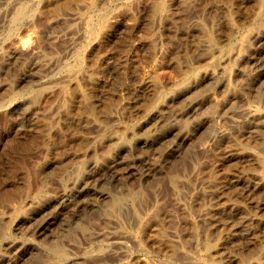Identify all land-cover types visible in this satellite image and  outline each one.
Wrapping results in <instances>:
<instances>
[{
  "label": "rangeland",
  "instance_id": "obj_1",
  "mask_svg": "<svg viewBox=\"0 0 264 264\" xmlns=\"http://www.w3.org/2000/svg\"><path fill=\"white\" fill-rule=\"evenodd\" d=\"M263 1L0 0V253L17 238L40 264H264V74L259 88L239 83L247 91L213 111L184 114L234 63L249 68L238 55L256 35L264 44ZM256 94L257 114L243 116ZM179 123L175 172L136 199L146 208L128 236L103 213L79 220L76 245L60 221L41 236L30 223L12 231L20 210L60 197L73 168L116 137ZM149 150L142 166L164 159Z\"/></svg>",
  "mask_w": 264,
  "mask_h": 264
},
{
  "label": "bare ground",
  "instance_id": "obj_2",
  "mask_svg": "<svg viewBox=\"0 0 264 264\" xmlns=\"http://www.w3.org/2000/svg\"><path fill=\"white\" fill-rule=\"evenodd\" d=\"M263 3H264V1H263ZM261 28H262V30L261 31L258 30V31L261 33L260 35L262 37H264V26ZM259 40H260L259 36L256 35L254 37V40L252 43L250 42V43H247L246 45L244 44L245 47H241L242 49L240 51V55H238V57L240 56V60L245 59L249 62V64H248L249 68L246 69V67H245V70H242V69H244V67L240 69L238 67V65L234 63L233 66H231L230 69H228L229 71H227V72L225 71L226 73L223 75V77L220 80H216L217 81V83H215L216 89L214 88V90H210V88H209V90H207L208 86H207V88L205 87L206 88L205 89V98L203 96L204 100L202 102H197L194 100V101H191L190 104H188L189 105L188 107L186 106L187 108L185 109V112H184V114L186 116L196 115L197 113L199 114V116H201L200 114H205L209 109L211 110V108L213 111V107H214L213 105L218 100L221 101L220 97H222V96L225 97L224 96L225 94H228L229 92H233V89H236L235 87H238L236 90L242 89V91H243L244 88H241V89L239 88L240 84H242L243 86L245 85V86L250 87V86H254L257 83L256 87L258 86L259 81L257 82V80H259V78L262 77V75L264 74L263 73V69H264V44L262 43L263 45L260 47L259 46L261 44L260 43L256 47ZM238 57H237V59H238ZM238 61L239 60H237L235 62L237 63ZM260 81H262V80H260ZM212 85H213V83H212ZM254 88H255V86H254ZM254 88H252V89H254ZM257 88H259V87H257ZM245 91H247V90H245ZM256 96L258 97V95L256 94L255 98L252 97V100L249 98L251 101L248 99V101L246 100V102H245V100L243 99L244 103H242V106L236 102L237 105L242 107L241 110L243 112V116H244V112L246 114H253L254 112H255V114H257L256 111L259 110V105L256 102V100L259 98H257ZM236 97H237V95H236ZM234 98H235V96H234ZM229 99H231V98L229 97ZM224 100H227V99H224ZM228 103H226V104H228ZM220 105H224V104H220ZM216 107H218V106L216 105ZM225 108H227V107H225ZM225 108L223 109L224 111H225ZM260 108H261V106H260ZM214 109H215V107H214ZM229 110H230V108H229ZM241 110H240V112H241ZM208 113H209V111H208ZM227 113H229V112H227ZM230 113H232V112L230 111ZM234 113L237 114L238 111L234 112ZM220 114L221 113L219 112V116H222V114L221 115ZM260 114H262V113H260ZM226 115H228V114H226ZM226 115H224V116H226ZM230 115L233 116V114H229V116ZM148 117L146 118L147 120H149ZM183 118H185V117L183 116ZM188 118H190V117H188ZM225 118H227V117H225ZM234 119H236V118H234ZM151 121H152V119H151ZM232 121H234V120H232ZM152 122H150L149 124L151 125ZM159 126H160V124H159ZM185 128L186 127H185L184 123H179V124H174L170 129H166V127H163V128L159 127V128H156V129L154 128L153 130H150L148 128L149 131L144 132L142 134H139V133L137 134V132H136L135 134H132L131 136H128L126 138L125 137L122 138L121 136L116 137L112 141L111 144L109 143L110 145L107 144L108 148L103 153H101L98 156H95L96 154L95 155L93 154L94 157H90V160L88 159L89 160L88 162L85 160V162H87V163L81 164V165L73 168L72 181H71L72 185L70 188H67L64 191V193H62V195L60 197L53 198V199L52 198L45 199V201L43 203H41V205L38 206V208L36 207V208L31 209V210H27V209L26 210H20V212L18 214H16V217L13 219V222L11 221V223H12L11 228L13 229L12 231L13 232L19 231L22 233V228L25 225L27 226V224L30 223L29 226H27V228H26V226L24 227V228H26L27 232H29V234L32 233V234H38L41 236V235L45 234V232H47V231L49 233L53 232V231L54 232L57 231L58 229H56V230H54V229L56 228V225L60 221V223H62V226L61 225H58V226H61V229L63 228L62 230L65 231L67 234H69L67 245L68 244L69 245H72V244L76 245L75 244L76 243L75 238H77V237L75 234L79 231V229H81V226H82V225H80L81 221L79 222V220H82V219L89 220L91 218V216L94 218V216H93L94 214L103 213L104 216H107L109 218V221L113 225V227H112L113 229L114 228L115 229L120 228V230H118L119 233L117 232L118 233L117 236L119 238H121L122 235H124L125 233H128L127 229L131 228V226H133V225H138L141 221V214H143L142 212H144L143 210H144V208H146V205H144L143 203L142 204L139 203V201L138 200L136 201V199L139 196H142L143 191L147 192V189L149 190L151 188V186L153 187V183L156 184V182H155L156 179L162 173L167 174L170 172H175V163H176V160H178L177 159V157H178L177 152H178V150H180L179 147H177V143H178V141L180 142L181 135L183 134V131ZM142 129H145V128H142ZM142 129H141V131H142ZM147 146L150 147L151 155L156 154V153L160 154V155H164V159L162 161L160 160L158 163H156V161H155L156 164H153V165L142 166L143 165L142 162H144V160H145L144 158L147 156L144 154V152H142V150H143V147L147 148ZM178 146H179V144H178ZM177 148H178V150H177ZM148 158L146 157V159H148ZM163 175H161L160 177H162ZM70 176H68V177H70ZM129 177L132 178L131 182L136 183L134 188H128L126 186L127 185L126 179H128V181H129ZM69 179L70 178H68V180ZM133 179L135 181H132ZM66 186H69V185H66ZM125 188H126L127 193L125 192L126 194L125 193L122 194V191L125 190ZM154 192H156V191L154 190ZM155 195H156V193H153V196H155ZM150 200H152V199L150 198ZM138 203L140 205H137ZM69 207H70V210H68ZM56 208L58 209V213L56 211ZM59 209H60V212H59ZM63 210H68V211L62 212ZM102 217H103V215H102ZM5 222H7V220ZM93 223H95V222H93ZM129 224H131V226L129 228H127L129 226ZM4 227H3V229H5ZM98 228H100V227H98ZM93 229L95 230V227ZM0 230H1V228H0ZM2 231L0 232V234L2 233ZM58 231H60V230H58ZM27 232H26V234H27ZM57 234H60V233L57 232ZM134 234H135V232H134ZM125 235H124V237H125ZM128 235H126V236H128ZM53 236H55V234H53ZM61 236H60V238H61ZM49 237L51 238V236H49ZM46 238H48V237H46ZM64 238H66V235ZM64 238L63 239L61 238V240H65ZM55 239L56 238H54V240ZM63 242H65V241H63ZM4 243L8 248L7 249L8 255H18L19 257L20 256H26L28 261L30 262L29 264H35L39 260H41V256L39 257L37 254H34V255L31 254L30 255L29 248L32 246L30 241H22V240H18L17 238H8L7 240L4 241ZM79 244H80V242H79ZM79 244H78V246H79ZM47 245H50V244H47ZM42 246H44V244ZM45 246H46V244H45ZM50 247H52V246H50ZM54 247H57V246L54 245ZM60 247H61V245H60ZM8 255L6 256L5 254L0 253V262L6 261L5 259H7ZM57 257H63V254L57 253ZM59 259H61V258H59ZM7 260H10V259H7ZM38 264H40V263L38 262Z\"/></svg>",
  "mask_w": 264,
  "mask_h": 264
}]
</instances>
